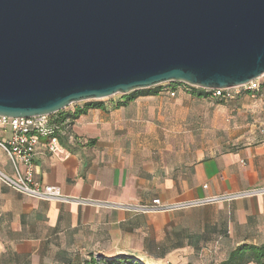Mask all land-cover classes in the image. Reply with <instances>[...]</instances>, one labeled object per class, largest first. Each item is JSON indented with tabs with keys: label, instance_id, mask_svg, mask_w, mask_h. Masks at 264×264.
Here are the masks:
<instances>
[{
	"label": "crops",
	"instance_id": "obj_1",
	"mask_svg": "<svg viewBox=\"0 0 264 264\" xmlns=\"http://www.w3.org/2000/svg\"><path fill=\"white\" fill-rule=\"evenodd\" d=\"M118 99L73 121L79 140L61 139L66 158L44 146L34 158L38 180L71 200L29 197L0 179V264H70L91 253L216 264L237 246L264 242V195L174 211L126 208L264 186L263 103L245 96L230 115L186 92L139 95L121 107ZM11 135L0 126V140ZM0 169L16 173L1 147Z\"/></svg>",
	"mask_w": 264,
	"mask_h": 264
},
{
	"label": "water",
	"instance_id": "obj_2",
	"mask_svg": "<svg viewBox=\"0 0 264 264\" xmlns=\"http://www.w3.org/2000/svg\"><path fill=\"white\" fill-rule=\"evenodd\" d=\"M264 73V0H0V115Z\"/></svg>",
	"mask_w": 264,
	"mask_h": 264
},
{
	"label": "built area",
	"instance_id": "obj_3",
	"mask_svg": "<svg viewBox=\"0 0 264 264\" xmlns=\"http://www.w3.org/2000/svg\"><path fill=\"white\" fill-rule=\"evenodd\" d=\"M237 89L235 94H246L255 97L264 90V73L246 84L232 87ZM232 88L206 89L212 97H234L228 90ZM176 95V91H170ZM54 114H41L30 117H11L0 115V126L9 128L12 135L7 140H0V147L6 152L15 168V175H10L0 169L1 181L17 192L29 197L47 201L66 202L72 198L66 195L57 185L42 183L36 177L34 158L44 146L49 153L61 159L68 155L61 144V139L69 141L79 140L73 133L71 118L57 119ZM45 139V141L43 140ZM21 165L24 168H21ZM264 195V186L227 191L224 193L198 197L190 200L173 201L164 203L160 198H155L149 204L127 206L126 208L137 213L156 211H174L197 206L231 202L237 199ZM79 203H88V200L77 199Z\"/></svg>",
	"mask_w": 264,
	"mask_h": 264
},
{
	"label": "trees",
	"instance_id": "obj_4",
	"mask_svg": "<svg viewBox=\"0 0 264 264\" xmlns=\"http://www.w3.org/2000/svg\"><path fill=\"white\" fill-rule=\"evenodd\" d=\"M175 90V89H174ZM170 89H164L161 85H157L152 88L143 89V91H133L129 94L124 95L122 98H119L115 102L116 107H121L127 105L131 100L136 98L139 95H151L158 94L161 91H174ZM191 93L197 97H203L210 94L204 88L200 87H192ZM90 108H105L104 101H87L83 106H78L72 111H66L63 109L61 111L56 112L55 117L57 119H65L71 118L72 121L77 119L81 114L85 113ZM70 264H144L140 260L136 258L120 256L113 258H106L103 256L94 255L91 253L85 259H78L75 262H71ZM216 264H264V242L261 244H242L233 248L228 256L218 262Z\"/></svg>",
	"mask_w": 264,
	"mask_h": 264
},
{
	"label": "rangeland",
	"instance_id": "obj_5",
	"mask_svg": "<svg viewBox=\"0 0 264 264\" xmlns=\"http://www.w3.org/2000/svg\"><path fill=\"white\" fill-rule=\"evenodd\" d=\"M161 86L164 88V89H170V90H174L176 91V94L177 92H186V93H190L192 96H194L191 91H192V87L191 85L189 84H186V83H183V82H166L164 84H161ZM236 90L235 88H232L230 90H228V93H230L232 96L234 97H229V96H226V97H212L210 94L207 95V96H204L206 98H210L214 101L215 103V110L217 111L218 108H222V112L223 114H235L238 110V107L241 105L240 103L243 102L245 96H249L251 98V100H256L258 102H261L263 104H261V107H263V109L261 110L260 108H257V112H260V113H263L264 115V90L257 94L255 97L253 96H250V95H245V94H235L236 93ZM139 91H143V90H139ZM124 95L122 94H116L114 96H111L109 98H103V99H100V101H109V99H115V98H122ZM197 97V96H196ZM91 101H97V100H91ZM87 101H82V102H77V103H73L71 105H69L67 107V109H72V108H76L78 106H83ZM220 104V105H219ZM217 106H221V107H218ZM66 109V108H65ZM221 112V113H222Z\"/></svg>",
	"mask_w": 264,
	"mask_h": 264
}]
</instances>
